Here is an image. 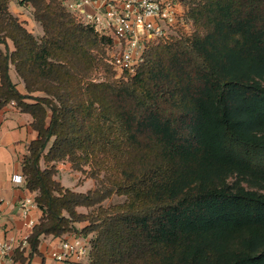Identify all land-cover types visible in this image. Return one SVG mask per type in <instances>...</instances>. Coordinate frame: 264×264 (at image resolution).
I'll return each mask as SVG.
<instances>
[{
  "label": "trees",
  "instance_id": "obj_1",
  "mask_svg": "<svg viewBox=\"0 0 264 264\" xmlns=\"http://www.w3.org/2000/svg\"><path fill=\"white\" fill-rule=\"evenodd\" d=\"M9 1L0 0V109L12 101L37 133L20 172L42 211L28 256L41 237L70 234L91 235L90 264H264V0H181L197 30L148 44L119 82L111 38L62 1H19L41 36ZM96 72L102 82L90 81ZM141 154L148 163L132 164ZM60 161L95 187L63 186ZM113 194L125 200L103 206ZM15 251L23 262L24 248Z\"/></svg>",
  "mask_w": 264,
  "mask_h": 264
},
{
  "label": "built area",
  "instance_id": "obj_2",
  "mask_svg": "<svg viewBox=\"0 0 264 264\" xmlns=\"http://www.w3.org/2000/svg\"><path fill=\"white\" fill-rule=\"evenodd\" d=\"M84 23L100 35L111 38L107 61L112 69L123 75H133L144 60L145 47L153 41L164 40L177 33L185 13L176 10L181 0H60ZM182 3V2H181ZM13 104V102H10ZM16 185H25V176H11ZM35 193L25 197L19 205L20 216L26 228L21 238L0 236V264L10 258L15 249L27 246V239L39 219L31 216L36 207ZM89 239L70 235L59 240L48 251L52 264H90Z\"/></svg>",
  "mask_w": 264,
  "mask_h": 264
},
{
  "label": "crops",
  "instance_id": "obj_3",
  "mask_svg": "<svg viewBox=\"0 0 264 264\" xmlns=\"http://www.w3.org/2000/svg\"><path fill=\"white\" fill-rule=\"evenodd\" d=\"M20 0H10L8 8L10 12L23 22L24 26L33 34L37 32L40 25L33 20L32 8L29 5L19 4ZM181 2L176 4L178 11ZM29 11L26 14L25 11ZM26 21V22H25ZM41 28V27H40ZM35 32H33V30ZM42 35L38 34L36 36ZM8 47L11 50L12 44L8 40ZM10 76L16 83V88L24 93L22 81L17 77L13 67L10 68ZM32 117L28 113L21 112L14 104L10 102L0 109V236L14 235L17 238L25 233L26 228L23 225L20 216V202L32 192H29L23 185H16L11 176L21 172V162L23 156L27 152L29 142L37 135L36 131L31 127ZM42 211L38 206L31 210V216L39 219ZM70 236L65 234L61 237L47 235L41 237L38 245V253L29 254V247L24 246L22 255L25 260H15V250L5 264H52V260L48 256V251L58 244L63 237Z\"/></svg>",
  "mask_w": 264,
  "mask_h": 264
},
{
  "label": "rangeland",
  "instance_id": "obj_4",
  "mask_svg": "<svg viewBox=\"0 0 264 264\" xmlns=\"http://www.w3.org/2000/svg\"><path fill=\"white\" fill-rule=\"evenodd\" d=\"M186 10H187V7L183 4H181L180 9L178 11L180 13L183 12L186 15ZM25 13L29 14V11L27 10V11H25ZM180 24H182V25L177 26V33H175L172 36H177V35H188L189 36L195 30H197L196 25L192 22L191 19H189L187 17H185L184 22L180 23ZM32 30H33V32H35L34 29H32ZM37 30L38 31L34 33L35 36L38 34H41V28L39 26L37 27ZM172 36H169L168 38H166L164 40H168ZM113 78H114V80L119 82V81L125 80L127 78V75L120 74L119 72L114 70ZM103 80H104V78H103L102 74L99 72L93 73V75L90 78V81L93 83L102 82ZM83 83L84 82H82V84ZM69 84L75 90L78 99L79 98L83 99L84 97H86L84 92H82V90L80 88H78L76 80H71V82ZM85 85H86L85 83L82 85V86H84L83 87L84 91L86 90ZM146 156H147L146 154H141L138 156H132L131 162H132V164H147L148 161L146 159H148V158H146ZM55 164H56V168H57V174L55 175V179L60 181L63 186H65L69 189H73V190L79 191V192H84L88 189L94 188L95 185L97 184V182L94 179L87 178L82 173L75 171V170H72L70 167V163L67 161H60V162H56ZM40 166H41V168H45L46 164L41 160ZM234 179H235L234 176L230 177L231 182ZM124 200H125V196L113 194L103 202V206L118 204V203L123 202ZM78 210L81 212H87L88 211V209H86L84 207H80V208H78ZM90 236L91 235H88V236H86V238L89 239Z\"/></svg>",
  "mask_w": 264,
  "mask_h": 264
}]
</instances>
